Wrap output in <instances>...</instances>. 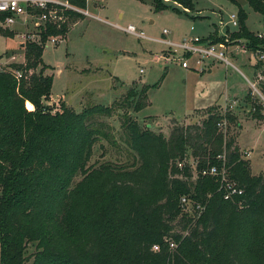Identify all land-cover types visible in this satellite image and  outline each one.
<instances>
[{"label": "trees", "instance_id": "trees-1", "mask_svg": "<svg viewBox=\"0 0 264 264\" xmlns=\"http://www.w3.org/2000/svg\"><path fill=\"white\" fill-rule=\"evenodd\" d=\"M70 1L85 6L84 0ZM136 1L169 9L164 0ZM168 1L195 11L192 0ZM229 1L238 6L236 38L252 53L264 49L247 30L245 11ZM244 1L264 27L263 0ZM63 27L41 33L42 45L25 44L24 62L14 65L19 83L0 74V264H264V176L250 175L234 137L219 129L235 121L231 111L174 124L166 137L132 119L148 106L151 88L132 84L121 102L76 113L62 97L51 98L53 76L44 75L50 69L42 61L45 42ZM244 102L260 118L250 95ZM117 111H123L121 125L138 166H87L93 145L106 136L98 122ZM222 155L229 179L243 190L237 199L242 208L223 200L214 178L200 176L205 168L221 167ZM77 176L82 178L73 184ZM184 197L203 207L198 218L183 211ZM30 245L35 251L25 257Z\"/></svg>", "mask_w": 264, "mask_h": 264}, {"label": "rangeland", "instance_id": "rangeland-1", "mask_svg": "<svg viewBox=\"0 0 264 264\" xmlns=\"http://www.w3.org/2000/svg\"><path fill=\"white\" fill-rule=\"evenodd\" d=\"M192 1L195 11L164 0L169 9L159 12L150 2L97 0L88 6L94 17L73 15L71 18L69 15L63 24L64 29L52 34L63 41L59 44L46 42L42 52L43 63L50 67L44 75L53 76L51 98L57 100L62 97L68 107L80 113L87 105L110 106L121 102L132 84L138 87L148 85L151 87L148 106L139 113H131V117L141 128L147 127L166 137L174 124L199 123L209 113H224L232 106L230 110L235 121L227 123L226 129L222 130L234 137L239 151L249 152V160L245 159V162L250 175L264 176V109L254 99L253 102L260 107V118L254 119L255 108L244 102L245 96L252 98L248 83L233 68L243 71L244 65L252 64L249 66L253 73L261 69L246 47L247 41L236 38L239 25L232 27L229 24V16L233 13L238 15V6L229 0ZM235 1L247 15V30L255 36L264 33L262 16L244 0ZM75 5L81 7L78 3ZM129 25L149 39L174 44L202 36L206 41L225 43L226 58L233 67L214 62L211 73H207L208 70L187 71L179 64L166 63V59L174 57L173 53L165 45L139 40L125 33L122 29ZM163 30L168 34L163 36ZM19 32V25L3 27L0 24V55L14 54L18 62H22L24 47H20L21 42L16 37ZM249 76L255 80L254 74ZM27 106L31 107L29 102ZM122 119L123 111L100 119L98 123L103 125L106 136L93 145L87 166L110 165L124 170L138 166L135 151L121 125ZM242 154L245 157L248 153ZM189 159L195 165L194 160ZM81 178L77 176L73 184ZM34 251V245L28 246L25 257Z\"/></svg>", "mask_w": 264, "mask_h": 264}, {"label": "built area", "instance_id": "built-area-1", "mask_svg": "<svg viewBox=\"0 0 264 264\" xmlns=\"http://www.w3.org/2000/svg\"><path fill=\"white\" fill-rule=\"evenodd\" d=\"M97 0H84L85 6L78 7L72 4L70 0H0V24L3 27H12L19 25L21 32L17 34L20 44L25 46L26 43H37L42 45L41 33H46L50 28L60 30L70 14H77L82 17H94L89 13L88 6L95 3ZM230 25L238 27V15L233 13L229 16ZM125 33L135 37L139 40H149L165 45L167 49L173 53L172 59H166L165 62L179 64V66L187 71L204 72L209 65L214 62H221L225 67H233V65L226 58V44L222 42L212 43L204 39H189L180 44L170 43L166 40H154L147 38L143 32L137 31L134 26H127L122 29ZM168 34L167 30H163L162 35ZM258 39L264 41V33L256 35ZM52 44H59L63 39H58L56 36H49L46 42ZM45 42V43H46ZM245 51V50H244ZM253 57L256 62L264 66V49H256L253 52ZM158 59V58H157ZM18 62V58L14 54L0 55V74L7 73L11 75L17 83L22 78L21 72L14 67ZM234 68V67H233ZM260 72L254 74L255 80H248V87L253 100L257 101L264 109V67ZM142 74L143 71L140 70ZM230 109L232 108L229 107ZM27 109V108H26ZM226 108L224 111H231ZM29 110V109H27ZM219 129L225 128V122L218 125ZM223 163L221 167H208L200 172L201 177H211L218 182V191L222 192L223 200L235 203L239 208L243 207V202L237 199L243 195V190L237 184L229 179L228 170L224 163V155L219 156ZM178 168H182L183 162L178 163ZM193 178L197 176L195 165H192ZM180 206L185 213L198 218L203 207L200 204L190 201L187 198H181ZM169 247L174 249L175 244L169 243ZM153 251H158V246L153 247Z\"/></svg>", "mask_w": 264, "mask_h": 264}, {"label": "crops", "instance_id": "crops-1", "mask_svg": "<svg viewBox=\"0 0 264 264\" xmlns=\"http://www.w3.org/2000/svg\"><path fill=\"white\" fill-rule=\"evenodd\" d=\"M194 39H205V37H204V36H202V37H196V38L194 37ZM249 65H252V64L244 65V66H243V71H242V70L240 71V70H238V69L235 68V67H234V69H235L236 71H238V73H240L245 79L251 80V79H250V76H249L250 74L253 75V74H255L256 72H258V71L260 72V71L263 70V69L261 68V69H259V70L254 71V73H253L252 69L250 70L251 67H250ZM248 66H249V67H248ZM211 67H212V65H209V67H208V69H207V70H208L207 73H211ZM235 98H236V99L239 98L240 100L243 99V97H234V99H235ZM244 98H245V97H244ZM228 101H230V100H227V102H228ZM234 102H235V100H234ZM225 104H226V103H225ZM225 104H224V105H225ZM224 105H220V106L223 107ZM239 152H240V154H241V158H242V159H244V160H245V159L249 160V159H248V158H249V152H243V151L241 152V150H240ZM242 153H245V154L248 153V154H247V156L243 157V154H242Z\"/></svg>", "mask_w": 264, "mask_h": 264}, {"label": "bare ground", "instance_id": "bare-ground-1", "mask_svg": "<svg viewBox=\"0 0 264 264\" xmlns=\"http://www.w3.org/2000/svg\"><path fill=\"white\" fill-rule=\"evenodd\" d=\"M27 104H28V103H26V108L30 110V109H31V107H30V106L28 107V106H27Z\"/></svg>", "mask_w": 264, "mask_h": 264}, {"label": "water", "instance_id": "water-1", "mask_svg": "<svg viewBox=\"0 0 264 264\" xmlns=\"http://www.w3.org/2000/svg\"><path fill=\"white\" fill-rule=\"evenodd\" d=\"M21 48L23 47V45L20 46Z\"/></svg>", "mask_w": 264, "mask_h": 264}]
</instances>
